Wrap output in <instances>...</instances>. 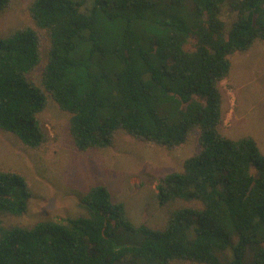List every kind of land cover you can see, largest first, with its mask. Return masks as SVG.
<instances>
[{
    "label": "trees",
    "instance_id": "16d2710c",
    "mask_svg": "<svg viewBox=\"0 0 264 264\" xmlns=\"http://www.w3.org/2000/svg\"><path fill=\"white\" fill-rule=\"evenodd\" d=\"M225 1L31 0L34 26L0 35V130L25 148L51 140L40 119L49 99L71 115L79 151L121 130L168 149L199 142L159 185L162 227L135 221L105 185L82 197V215L9 224L34 193L0 169V264H264V153L220 130L221 83L236 52L264 41V0L232 1L230 31Z\"/></svg>",
    "mask_w": 264,
    "mask_h": 264
},
{
    "label": "rangeland",
    "instance_id": "374dc122",
    "mask_svg": "<svg viewBox=\"0 0 264 264\" xmlns=\"http://www.w3.org/2000/svg\"><path fill=\"white\" fill-rule=\"evenodd\" d=\"M232 1L226 0L221 8L220 18L226 31L232 29L237 19L230 5ZM30 2L12 0L10 8L0 14V35L24 25L34 26ZM221 87L224 93L221 132L231 139L251 136L264 153L263 40L232 56L230 76L222 81ZM70 117L49 99L40 119L51 140L46 147L36 150L25 148L13 134L0 130V169L21 172L34 193L28 212L21 217L9 216L6 222L29 224L82 215L85 212L82 197L91 187L105 185L114 200L127 204L135 221L162 227L170 206L159 202V185L168 173L182 170L185 160L198 152L197 136L168 149L139 141L121 130L109 147L79 151L70 132Z\"/></svg>",
    "mask_w": 264,
    "mask_h": 264
}]
</instances>
